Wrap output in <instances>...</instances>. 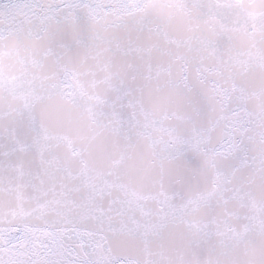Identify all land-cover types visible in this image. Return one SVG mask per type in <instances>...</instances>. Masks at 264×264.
Instances as JSON below:
<instances>
[{
    "label": "snow or ice",
    "instance_id": "obj_1",
    "mask_svg": "<svg viewBox=\"0 0 264 264\" xmlns=\"http://www.w3.org/2000/svg\"><path fill=\"white\" fill-rule=\"evenodd\" d=\"M0 264H264V0H0Z\"/></svg>",
    "mask_w": 264,
    "mask_h": 264
}]
</instances>
